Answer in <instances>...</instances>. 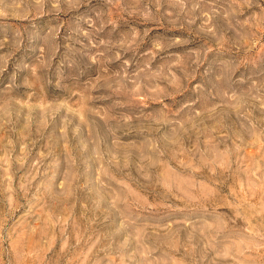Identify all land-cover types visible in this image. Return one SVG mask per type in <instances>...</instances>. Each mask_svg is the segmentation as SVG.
Segmentation results:
<instances>
[{"label": "rangeland", "instance_id": "rangeland-1", "mask_svg": "<svg viewBox=\"0 0 264 264\" xmlns=\"http://www.w3.org/2000/svg\"><path fill=\"white\" fill-rule=\"evenodd\" d=\"M0 264H264V0H0Z\"/></svg>", "mask_w": 264, "mask_h": 264}]
</instances>
